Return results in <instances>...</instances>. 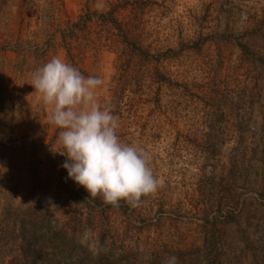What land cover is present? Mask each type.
Segmentation results:
<instances>
[{
  "label": "rangeland",
  "instance_id": "1",
  "mask_svg": "<svg viewBox=\"0 0 264 264\" xmlns=\"http://www.w3.org/2000/svg\"><path fill=\"white\" fill-rule=\"evenodd\" d=\"M86 10H113L149 59L94 16L71 33ZM248 11L264 14V0H0V164L7 168L0 207L27 201L60 214L72 207L79 186L61 167L60 129L31 86L32 74L60 57L103 79L97 102L160 181L134 206L140 212L128 202L131 212L108 213L114 243L133 251L201 248L210 262L218 254V264H264V104L228 106L254 87L253 67L233 43L218 40L228 20L239 24ZM216 140L224 144L211 156ZM207 217L221 221L212 235Z\"/></svg>",
  "mask_w": 264,
  "mask_h": 264
},
{
  "label": "trees",
  "instance_id": "2",
  "mask_svg": "<svg viewBox=\"0 0 264 264\" xmlns=\"http://www.w3.org/2000/svg\"><path fill=\"white\" fill-rule=\"evenodd\" d=\"M93 16L116 30L133 55L149 59L150 54L128 35L113 10L104 13L86 10L72 23L70 32L87 26ZM243 16L239 24V19L235 22L228 20L218 34L219 41L233 43L239 49L241 58L253 67L251 75L254 87L251 91L240 97L238 102L234 103L232 97L227 100L228 106L233 104L241 111L247 105L264 104V14L248 11ZM260 107L264 108V105ZM219 116L222 118L221 113ZM223 144L218 140L210 143L209 155L219 153ZM69 198L72 207L69 209L65 206L66 212L62 214L58 213L57 208L27 201L0 207V257H10L8 264H163L168 256H176L179 264H218V254L217 257L215 255V261L210 262L208 254L201 248L177 247L171 250L164 246L160 249L133 251L121 244L117 246L110 235L108 213L127 214L132 209L140 212L139 207L130 209L125 200H121L118 206L107 204L101 196L93 197L81 187L72 189ZM137 215L140 216V213ZM217 221L221 222L217 218L211 220L207 217L209 235L218 229ZM212 239V247L216 249L218 239L215 235Z\"/></svg>",
  "mask_w": 264,
  "mask_h": 264
},
{
  "label": "clouds",
  "instance_id": "3",
  "mask_svg": "<svg viewBox=\"0 0 264 264\" xmlns=\"http://www.w3.org/2000/svg\"><path fill=\"white\" fill-rule=\"evenodd\" d=\"M102 85V78L85 77L60 57L37 69L31 79L43 104L51 106L50 124L60 129L57 142L63 151L58 154L65 157L61 167L66 178L107 204L118 206L125 200L136 206L160 181L143 149L121 141L117 118L97 102L95 93ZM0 170L2 176L7 168L0 164ZM163 264L179 261L168 256Z\"/></svg>",
  "mask_w": 264,
  "mask_h": 264
}]
</instances>
